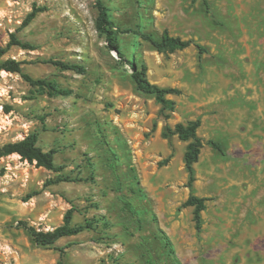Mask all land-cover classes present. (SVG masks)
<instances>
[{"label": "rangeland", "instance_id": "374dc122", "mask_svg": "<svg viewBox=\"0 0 264 264\" xmlns=\"http://www.w3.org/2000/svg\"><path fill=\"white\" fill-rule=\"evenodd\" d=\"M103 1L115 24L132 30L119 32L121 55L97 30V0H0L1 61H23L33 78L73 91L41 95L21 74L0 71V147L37 131L64 167L1 157L0 264H174L173 256L177 264H264V0H208L210 8L203 0ZM35 8L44 10L26 24ZM138 29L194 43L159 52ZM13 35L33 48L11 44ZM49 59L83 63L87 73ZM133 64L146 65L151 82L182 89L168 96L171 118L137 90ZM196 118L204 146L191 188L189 142L162 131ZM60 174L84 180L50 182ZM191 192L208 198L201 230L194 207H181ZM70 208L76 224L100 222L50 247L21 224L51 231Z\"/></svg>", "mask_w": 264, "mask_h": 264}, {"label": "trees", "instance_id": "16d2710c", "mask_svg": "<svg viewBox=\"0 0 264 264\" xmlns=\"http://www.w3.org/2000/svg\"><path fill=\"white\" fill-rule=\"evenodd\" d=\"M203 1L206 6L210 8L209 1ZM96 5L98 8V17L96 19V27L98 32L100 35L105 37L109 49L118 50L120 55L123 54L120 48L119 32L125 33L132 30H121L120 27L115 24V21L111 18L109 9L103 0H97ZM43 10V8H35V10H33L28 15L26 24L32 22L38 13ZM135 33L138 34L142 39L150 42L159 52L174 53L177 50L185 49L194 43L190 39H183L180 36H173L167 30L163 33L161 38H157L153 34L145 32L141 29L136 30ZM11 44H16L27 49L33 48V45L30 42H25L16 35H13ZM198 47L200 48L201 52L206 50L205 47L201 45H198ZM5 54L6 49L0 46V58ZM43 62L53 63L54 65L59 66L62 70H71L79 74L87 73L86 65L80 62H67L55 59H49ZM23 63V61L12 58L2 61L0 59V71L6 70L11 73L21 74L30 83V85L35 88V91L41 95L48 94L50 96H65L70 95L73 92L72 89L61 86V84L56 80H51L48 78H33L24 72ZM132 68V77L137 90L142 93L154 96L157 102L162 105L161 114L164 116V118H171V113L176 111V101L169 98L168 96L180 95L183 93L182 89L171 86L164 87L151 82L147 76L146 65H143L141 68H139L137 64H133ZM201 125L202 119L196 118L188 120L187 122H178L174 126L167 125L162 131V136L164 138H170L173 135H178L181 140L189 142L185 151L184 160L189 173L188 186L191 188L193 187V183L196 180L195 164L199 161L201 151L204 146V141L198 133ZM156 126L157 123L155 122L152 131L156 129ZM209 144H211L220 152L225 153V148L222 142L211 139L209 140ZM14 153H18L23 159L32 163L36 162L38 166L45 167L49 170L61 172L64 169L63 166H57L55 162V154L57 153V150L51 149L45 151L40 145V133L37 131L30 132L21 140L8 142L0 147V159L3 156H8ZM166 161H169V158H167ZM69 180L81 181L84 179H71V177L67 174H60L57 179L50 180V182L56 183ZM207 200V197H201L194 194V192H191L187 200L181 205L182 208L189 206L194 207V219L196 221V227L198 230H201L202 228V212L207 208ZM75 210V208H70L64 216L63 223L51 231L38 230L35 226L29 225L24 221H22L21 224L34 237L37 244L50 247L55 245V243L63 237L74 236L88 229L94 230L96 227V222H100L95 219H86L84 223L76 224L73 222ZM131 211L134 213L133 208H131ZM105 224L107 225L108 223L105 222ZM162 240L164 241V247L167 248L169 255L172 256L175 251L169 237L167 235H162ZM60 250L62 252V256H64L65 249L60 248ZM172 260L174 264H177L178 260L174 258V256L172 257ZM59 264H63V259L59 261Z\"/></svg>", "mask_w": 264, "mask_h": 264}]
</instances>
